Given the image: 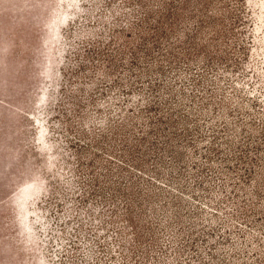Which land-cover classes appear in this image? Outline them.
<instances>
[{
	"label": "rangeland",
	"instance_id": "374dc122",
	"mask_svg": "<svg viewBox=\"0 0 264 264\" xmlns=\"http://www.w3.org/2000/svg\"><path fill=\"white\" fill-rule=\"evenodd\" d=\"M0 264H264V0H0Z\"/></svg>",
	"mask_w": 264,
	"mask_h": 264
}]
</instances>
